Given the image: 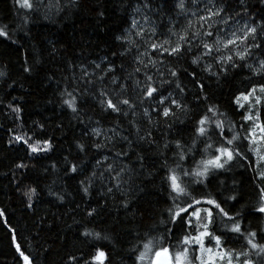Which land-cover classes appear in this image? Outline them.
<instances>
[{"label":"snow or ice","instance_id":"6c2138e0","mask_svg":"<svg viewBox=\"0 0 264 264\" xmlns=\"http://www.w3.org/2000/svg\"><path fill=\"white\" fill-rule=\"evenodd\" d=\"M112 2L124 14L115 29L108 0H12L17 19L0 20V38L18 52L34 39L31 25L59 27L82 11L106 39L101 47L84 35L72 46L46 38L41 51L55 70L38 56L22 59L25 79L43 73L54 85L49 103L68 117L55 128H71L72 139L53 159L60 137L46 121L10 128L6 143L24 155L0 175L28 210L46 192L84 214L73 217L84 247L62 264H113L121 253V264L125 256L131 264H264V0ZM237 79L229 113L211 89ZM5 87L28 90L0 70V110L22 121L23 97ZM238 169L253 173L254 203L243 202L234 175L231 186L220 178ZM98 219L107 227H88ZM0 221L19 261L35 264L4 209ZM143 223V231L130 227Z\"/></svg>","mask_w":264,"mask_h":264},{"label":"trees","instance_id":"16d2710c","mask_svg":"<svg viewBox=\"0 0 264 264\" xmlns=\"http://www.w3.org/2000/svg\"><path fill=\"white\" fill-rule=\"evenodd\" d=\"M252 2L254 3L255 0H252ZM106 8L110 27L113 29L120 27L124 22V14L115 7L112 0H108ZM16 19L17 16L13 10L12 0H0V20L9 21ZM31 29L34 39L25 40V47L20 49L19 52L17 51L18 45H11L9 41L0 38V70L8 72L13 80L22 82L24 88L28 90L25 93L18 87L15 90L4 88L5 91H11L14 96L23 97L24 111L22 113V121L14 122L7 115V109L0 110V172L7 171L12 161L24 155V151L19 144L9 147L6 143L10 135L8 132L10 128L19 130L22 124L24 130L27 131L32 126L33 121H46L50 125L47 129L48 134L60 137L57 142L58 150L51 154L53 159L59 157L67 149L68 143L72 139L71 128L65 127L63 133L55 128V124L60 121H63L64 125L67 126L68 117L63 116L61 110L53 103H49L50 100L56 99L53 95L54 85L43 79V73L33 75L31 79H25L20 69L22 59L26 58V54L28 57L38 56L44 62L46 69L55 70L58 68V62L52 61L46 52L41 51L45 47L46 38L61 41L63 45L72 46L84 35L86 39L92 40L94 45L100 43L101 47H103L102 41L106 39L105 34L97 30L94 19L86 11L71 15L59 27L55 24L40 21L31 25ZM20 35L22 36V33ZM74 36L76 37L75 41L73 39ZM76 51L79 52V49H76ZM101 54L103 53L101 52ZM238 87H242L239 79L219 88L215 85L212 86L211 91L214 98L229 113H231V108L229 107L230 92L236 91ZM0 96H2V92H0ZM65 133L67 134L66 138ZM76 134H79L78 128L76 129ZM61 143L64 146L63 149L59 147ZM49 162L45 161V163ZM233 175L238 182L239 191L244 194L243 202L254 203L256 192L253 189L256 181L253 179L252 171L250 169L248 171L238 169L234 173L225 174L220 178L225 180L228 186H231L233 183L231 176ZM29 177L35 179L36 175L30 173ZM9 179L10 177L5 178L0 175V209L6 211L7 219L10 226L16 230L17 239L22 246V250L33 257L35 264H62V258L67 252H75L77 249L84 247L77 240V230L81 225L74 223L73 220V217H75L76 221L82 220L84 215L82 212L71 211L74 205L68 202L63 206L59 203H50L53 198L47 196L46 192L42 193L35 210H28L20 198L14 195L12 191L14 185L9 183ZM67 190L71 192L72 188ZM216 194L219 195V191ZM67 199L71 201L72 197ZM164 207L163 202L156 205V212H159ZM256 223L258 221L254 220L253 224L255 225ZM94 226L107 227L102 219H98L96 225H88V227ZM147 226V223L130 225L133 228L139 227L141 231L145 230ZM122 246L127 249L126 243ZM235 246L239 247V245ZM121 255L124 254L121 253ZM121 255L115 256L113 264H121ZM124 259L125 264H131V261L126 256ZM0 264H22V261H19L18 254L15 252V248L12 246L11 234L4 227L3 221H0Z\"/></svg>","mask_w":264,"mask_h":264}]
</instances>
